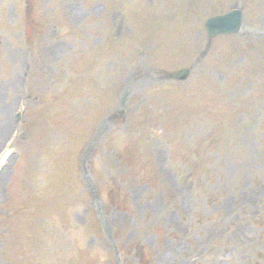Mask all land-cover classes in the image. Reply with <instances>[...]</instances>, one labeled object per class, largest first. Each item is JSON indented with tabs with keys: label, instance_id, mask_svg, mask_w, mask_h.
Listing matches in <instances>:
<instances>
[{
	"label": "rangeland",
	"instance_id": "1",
	"mask_svg": "<svg viewBox=\"0 0 264 264\" xmlns=\"http://www.w3.org/2000/svg\"><path fill=\"white\" fill-rule=\"evenodd\" d=\"M26 4L0 0V264H264V0Z\"/></svg>",
	"mask_w": 264,
	"mask_h": 264
},
{
	"label": "water",
	"instance_id": "2",
	"mask_svg": "<svg viewBox=\"0 0 264 264\" xmlns=\"http://www.w3.org/2000/svg\"><path fill=\"white\" fill-rule=\"evenodd\" d=\"M242 22V12L238 8L231 9L224 14L208 17L204 22V28L208 41L217 35L236 33ZM189 73L188 69H181L171 75L176 79H183Z\"/></svg>",
	"mask_w": 264,
	"mask_h": 264
},
{
	"label": "trees",
	"instance_id": "3",
	"mask_svg": "<svg viewBox=\"0 0 264 264\" xmlns=\"http://www.w3.org/2000/svg\"><path fill=\"white\" fill-rule=\"evenodd\" d=\"M26 6H27V18L29 19V22L32 23V25L34 24V22L32 21L33 17H32V10H33V7H34V4H33V0H26Z\"/></svg>",
	"mask_w": 264,
	"mask_h": 264
},
{
	"label": "bare ground",
	"instance_id": "4",
	"mask_svg": "<svg viewBox=\"0 0 264 264\" xmlns=\"http://www.w3.org/2000/svg\"><path fill=\"white\" fill-rule=\"evenodd\" d=\"M13 158V155H11L7 161H6V164L3 166V168L0 170V176L1 174L3 173V171L6 169V167L9 165V162L11 161V159Z\"/></svg>",
	"mask_w": 264,
	"mask_h": 264
}]
</instances>
